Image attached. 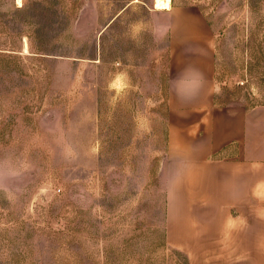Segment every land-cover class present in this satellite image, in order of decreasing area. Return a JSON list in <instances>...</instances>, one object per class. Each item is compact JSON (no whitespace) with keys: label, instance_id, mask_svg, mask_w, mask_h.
<instances>
[{"label":"rangeland","instance_id":"1","mask_svg":"<svg viewBox=\"0 0 264 264\" xmlns=\"http://www.w3.org/2000/svg\"><path fill=\"white\" fill-rule=\"evenodd\" d=\"M168 2L0 0V264H202L166 239L172 110L205 57L214 103L264 106V0Z\"/></svg>","mask_w":264,"mask_h":264},{"label":"crops","instance_id":"2","mask_svg":"<svg viewBox=\"0 0 264 264\" xmlns=\"http://www.w3.org/2000/svg\"><path fill=\"white\" fill-rule=\"evenodd\" d=\"M180 22L179 35L212 51L214 39L202 14L190 13ZM175 56L170 51V63ZM204 62L208 71L201 76L199 100L172 110L189 119L167 132L172 159L166 239L202 264H264V106L214 103L212 59Z\"/></svg>","mask_w":264,"mask_h":264},{"label":"bare ground","instance_id":"3","mask_svg":"<svg viewBox=\"0 0 264 264\" xmlns=\"http://www.w3.org/2000/svg\"><path fill=\"white\" fill-rule=\"evenodd\" d=\"M169 0H154V7L156 9H167L169 7Z\"/></svg>","mask_w":264,"mask_h":264}]
</instances>
